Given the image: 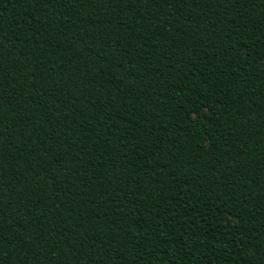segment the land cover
Returning a JSON list of instances; mask_svg holds the SVG:
<instances>
[{"label":"trees","instance_id":"1","mask_svg":"<svg viewBox=\"0 0 264 264\" xmlns=\"http://www.w3.org/2000/svg\"><path fill=\"white\" fill-rule=\"evenodd\" d=\"M0 264H264V0H0Z\"/></svg>","mask_w":264,"mask_h":264}]
</instances>
